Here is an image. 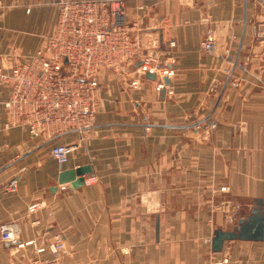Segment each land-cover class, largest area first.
<instances>
[{"label":"crops","instance_id":"1","mask_svg":"<svg viewBox=\"0 0 264 264\" xmlns=\"http://www.w3.org/2000/svg\"><path fill=\"white\" fill-rule=\"evenodd\" d=\"M57 1L0 0V70L42 46ZM125 5L142 23L143 52L174 61L173 93L156 92L155 78L127 88L106 71L95 124L46 140L5 129L0 105V224L14 225L13 240L0 239V264L26 260L57 233L67 246L60 264H264V240L211 250L214 230H230L257 198L264 216V72L254 56L264 0ZM207 36L210 53L201 48ZM8 93L0 85V102ZM57 144L74 145L61 167L50 155ZM79 166L90 168L82 175L90 184H58L60 171ZM11 178L17 190L6 193ZM236 204L234 221L227 212Z\"/></svg>","mask_w":264,"mask_h":264},{"label":"built area","instance_id":"2","mask_svg":"<svg viewBox=\"0 0 264 264\" xmlns=\"http://www.w3.org/2000/svg\"><path fill=\"white\" fill-rule=\"evenodd\" d=\"M56 9L54 28L44 37L42 46L16 59L9 72L0 70V85L9 88L8 98L0 102L7 115L5 129L24 126L31 136L46 140L70 130L91 128L102 106L100 75L108 71L122 77L129 66L137 73L129 81L130 87L139 88L141 80L153 74L156 92L173 93L172 85L164 78L174 76V61L161 60L158 49L143 52L138 36L142 23L139 19L131 21L125 0H58ZM255 39L254 56L264 72V20L256 26ZM168 46L173 47L174 42ZM201 48L210 53L213 38L205 37ZM218 84L215 78L213 86ZM73 149V144H57L50 155L61 167ZM90 182L84 177L85 185ZM16 190L17 179L11 178L4 191ZM39 204H31L29 211L34 212ZM13 233V223L0 224L2 241L13 240ZM66 249L62 234L57 233L32 256L14 264H60ZM46 251L50 257L40 255ZM226 261L224 258L215 264Z\"/></svg>","mask_w":264,"mask_h":264},{"label":"water","instance_id":"3","mask_svg":"<svg viewBox=\"0 0 264 264\" xmlns=\"http://www.w3.org/2000/svg\"><path fill=\"white\" fill-rule=\"evenodd\" d=\"M147 78L153 79V74H147ZM165 83H169L165 78ZM163 93V91H162ZM90 173L88 166H79L74 169L62 170L58 173V184L70 183L72 187H78L84 183L82 175ZM231 240H264V216L262 200L255 199L250 212L237 220L230 230L216 228L211 237V250L218 252L222 249L225 241Z\"/></svg>","mask_w":264,"mask_h":264},{"label":"rangeland","instance_id":"4","mask_svg":"<svg viewBox=\"0 0 264 264\" xmlns=\"http://www.w3.org/2000/svg\"><path fill=\"white\" fill-rule=\"evenodd\" d=\"M154 50V49H153ZM162 59V58H161ZM258 61V60H257ZM136 65L137 64H135V67H136ZM259 66H261V64L259 65ZM123 76L122 77H118V76H116V74H113V73H111V75H114V78L117 80V81H119V82H121V83H125L126 84V87L127 88H131V89H137V88H132V87H130L129 86V81L130 80H132L133 78H135L136 77V75H137V73L134 71V67L133 66H129V67H126L123 71ZM227 73H229V71L227 70ZM146 76H145V80H146ZM154 78H155V76H154ZM153 78V79H154ZM143 81L144 80H141V83H143ZM164 81H165V78H164ZM168 81H169V79H168ZM102 103V102H101ZM215 203V202H214ZM235 207L232 209V210H228V212L227 213H231V215H230V217L235 221L237 218H238V213H239V210L241 209V206H239V205H234ZM218 207H220V205L219 206H214L213 208H215V210L218 208ZM65 255V254H64ZM227 259V258H226Z\"/></svg>","mask_w":264,"mask_h":264}]
</instances>
